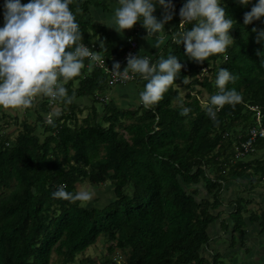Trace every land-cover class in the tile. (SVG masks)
I'll list each match as a JSON object with an SVG mask.
<instances>
[{
    "label": "trees",
    "instance_id": "16d2710c",
    "mask_svg": "<svg viewBox=\"0 0 264 264\" xmlns=\"http://www.w3.org/2000/svg\"><path fill=\"white\" fill-rule=\"evenodd\" d=\"M223 2L226 14L237 21L230 29L233 42L197 63L172 39L178 16L163 54L173 52L183 66L150 106L140 102L125 108L108 100L98 113L95 92L123 84L107 85L109 73L95 66H83L66 82L68 94H74L70 102L55 100L48 108L47 97L40 94L24 109L38 105L52 123L37 110L34 121H19L21 107L11 117V110L0 106V264H49L52 254L55 263L72 264L99 238L108 243V254L98 264H220V252L210 247L209 227L221 217L223 186L238 179L252 186L264 181V138L246 151L242 147L258 125L252 106L264 129V63L257 54L264 43L256 41L253 31L254 26L264 28V17L244 24L243 14L255 0ZM3 4L0 0V25ZM83 7L78 0L70 4L83 42H93L107 59L114 51L119 54L103 28L83 20ZM221 67L235 75L226 87L240 91L242 101L223 105L213 120L206 108L218 90L215 77ZM137 77L133 82L144 80ZM202 91L204 103L198 98ZM82 97L91 105L81 118L84 106L74 99ZM183 107L189 112L183 113ZM120 126L127 136L116 133ZM84 181L93 188L111 184L113 196L99 207L51 195L61 184L76 192V184ZM247 204L237 195L228 202L230 221L221 219L220 225H231L232 240L242 233ZM260 217L264 226V213Z\"/></svg>",
    "mask_w": 264,
    "mask_h": 264
},
{
    "label": "clouds",
    "instance_id": "9594fccd",
    "mask_svg": "<svg viewBox=\"0 0 264 264\" xmlns=\"http://www.w3.org/2000/svg\"><path fill=\"white\" fill-rule=\"evenodd\" d=\"M249 2L239 0L245 5ZM71 3L72 0H4V23L0 25V106L27 107L40 94L70 102L74 94H68L66 82L81 72L85 57L101 59L97 51L83 42ZM117 5L111 17L101 22L122 33L140 21L147 30V38L156 36V46L165 42L168 33L164 31V25L172 14L158 18L154 12L157 5L165 9L174 7L172 0H117ZM179 16L184 23L192 22L191 27L173 31L172 39L182 44L186 55L197 63L214 53L224 52L234 40L230 29L237 21L226 14L223 0H184ZM261 17H264V0H255L250 10L244 12L243 23L249 24ZM253 31L256 41L264 43V28L254 26ZM262 53L264 51L257 50L264 63ZM182 66L180 58L171 51L156 61L138 52L127 57L123 70L119 61H114L111 70L122 79L130 77V70L141 74L145 83L139 99L147 107L162 98ZM235 79L225 67L216 73L218 90L211 94L206 108L213 120L223 105L235 106L242 101L240 91L226 87ZM182 112H189V108L183 107ZM53 114L59 115V110L53 109ZM48 122L52 123L51 117ZM51 195L87 201L92 193L86 189L68 191L61 184Z\"/></svg>",
    "mask_w": 264,
    "mask_h": 264
},
{
    "label": "crops",
    "instance_id": "0c3cea01",
    "mask_svg": "<svg viewBox=\"0 0 264 264\" xmlns=\"http://www.w3.org/2000/svg\"><path fill=\"white\" fill-rule=\"evenodd\" d=\"M81 1L85 4V8L83 7L82 11L78 10L79 12L81 11L83 13V10L85 13L82 14L83 20L85 22H90L91 26L95 27H100L103 28V32L105 33V36L109 39L110 45L115 48V51L112 53V55L115 56H120L122 52L127 48L128 44L131 41H135L137 44V52L141 55H148L153 59V61H156L159 56L164 55L163 54V49L166 44V41L169 38V35L171 31L174 29L176 22L178 21V16H179V9L183 4L182 0H172V3L174 7L165 9L163 6L157 5L154 14L158 18H162L164 15L171 13L172 18L168 21L165 22L164 25V31L168 33L167 39L165 42L159 46H156L155 40L156 36L153 35L151 37L147 38V30L143 27L142 23L140 21H137L132 27L130 28H125L123 32H118L115 28L106 25L105 23L101 22V20H107L108 18L111 17L113 14L114 8L117 5V0H78ZM103 32L101 35H103ZM100 35V34H99ZM97 35V37H99ZM108 63L110 65L112 64V61L110 58L108 59ZM114 63V62H113ZM145 83V80H142L140 82H128L123 85H118L113 87V90L110 92L111 88L108 89L107 92H103L102 94L106 95L108 97V100L112 101L116 105L119 106H135L139 104L141 101L139 99V92L142 90L143 85ZM39 96V95H38ZM110 98V99H109ZM90 104V101H89ZM93 104L95 105V109L97 110L98 113L100 109V104L96 103V101L93 98ZM84 104H80V106H83ZM91 105V104H90ZM10 107H8L9 109ZM255 178V177H254ZM242 180L247 181L246 179H241V180H231L226 183L225 189L222 191L221 195V200L224 202L225 199L228 200V202L237 195L241 198L248 199L247 196L245 195L246 192H249L251 190V184L249 189L244 193L241 194V192L236 191L233 193L231 196L229 190L232 189L241 183ZM249 182V180H248ZM229 185H232L231 187H228ZM226 191V192H225ZM255 193V192H254ZM257 196L252 197L251 201H247L249 205H246L247 212L243 214V220H244V226L242 228V233H238L235 237L234 240L231 239L230 233V241L229 243H226L227 246H234L238 239H239V248L236 249L234 252L236 254V262L238 264H245L246 260L244 261L243 259L240 258V255L244 254L247 257V261L249 262H257L262 259H264V249L260 248L257 249L256 247V242H259L261 244H264V236H262V232H264V226L262 224V218L260 217L261 213H264V194L263 193H255ZM227 196V198H225ZM227 202V203H228ZM228 205V204H227ZM254 205L255 208L253 207ZM229 206V205H228ZM230 207V206H229ZM221 209V208H220ZM231 207L227 211L226 215L228 218L229 212H231ZM257 215V217H256ZM221 219H225V217H220L215 224L211 225L209 227V236L215 237L217 236L218 232L221 230H230L231 231V225L223 229L220 225ZM259 220V224L255 226V222ZM227 223H229L228 220H226ZM258 228V229H257ZM242 236V237H241ZM240 237V238H239ZM212 244L210 247L213 249L216 242H218L220 245H223L226 240L223 239L221 236L218 239H211ZM209 247V248H210ZM252 247L255 249L253 252ZM205 251H207L205 249ZM204 251V252H205ZM233 252V251H231ZM222 256L221 251H220V257ZM253 259V260H251Z\"/></svg>",
    "mask_w": 264,
    "mask_h": 264
},
{
    "label": "rangeland",
    "instance_id": "374dc122",
    "mask_svg": "<svg viewBox=\"0 0 264 264\" xmlns=\"http://www.w3.org/2000/svg\"><path fill=\"white\" fill-rule=\"evenodd\" d=\"M90 25L91 23L88 22ZM197 88H200L197 86ZM113 90V88H111L110 92ZM180 95L183 98L184 94H185V90H183L182 88L179 89ZM194 93V92H193ZM205 91H202L201 94H199L198 98H200L201 103H204L205 101ZM75 104H78L80 106V104H84L82 107L83 113L82 115H80V117L82 118L83 116L86 115V113H88L90 104L87 98H76L74 99ZM175 104V103H174ZM36 109H32L31 111H26L24 110L26 107H21L22 112L21 114H19V121H22L23 119H27L28 122H32L35 120V112H33V110H37V112L39 114L42 115V117L44 118V120L46 121L47 119L49 120V116L47 117V115L41 111V107L38 105L34 106ZM125 108H128V106H124ZM16 108V107H15ZM13 107H10L9 109L11 110L10 113H8V116L14 115L16 113V109ZM20 108V107H18ZM100 112V111H99ZM1 116V113H0ZM0 120H4V119H0ZM12 120L10 119L8 121L9 125H13L12 124ZM0 123H3L2 121H0ZM19 123V122H18ZM125 124H127V122H125ZM10 127V126H9ZM10 128H14V127H10ZM116 133L117 134H121L124 137L127 136V133L125 132V130L123 129L122 126L120 127H116ZM16 130V129H15ZM14 132V129H13ZM14 134V133H13ZM253 156H251L252 158ZM259 159H261V157H259ZM246 160H250V159H246ZM256 178V177H255ZM225 186H223V190L225 189ZM232 185H229L228 187H231ZM250 187V183L248 181L242 180L240 184H238L235 189L234 187L232 189L229 190L231 196L233 195V193H235L236 191L241 192V194L244 192H246ZM86 189L88 191H90L92 193L91 199L87 200V201H82V204H86V205H94V206H99V207H103L104 205H106L110 198L113 196V192H112V185L109 183L106 184H102L97 188H93L91 187L87 181H84L83 183H79L76 184L75 187V191H80ZM251 190H249V192H246V196L248 199H245L247 201H251L252 197H256L257 195L255 193H263L264 194V181H260L258 185L256 186H251L250 188ZM189 192H191V190H189ZM226 192V191H225ZM255 192V193H254ZM207 198H209V196H206ZM225 198H227V196H225ZM228 200L225 199L224 202H222V205L220 206V210L222 211L221 216L225 217L226 220L230 221V219L225 216L227 211L229 210V206L227 205ZM249 205V203H248ZM256 205H254L253 207L255 208ZM214 212V210L212 211ZM259 224V220L255 222V226H257ZM258 229V228H257ZM229 233L230 230H221L218 232L217 236L212 237V239H218L220 236L226 240V242L223 245H220L218 242H216L213 250L214 252H220L222 256L220 257V264H238L236 262V254H235V250L239 248V239L237 241V243L232 247V246H227L226 243H229L230 241V237H229ZM262 236H264V232L261 233ZM242 237V236H241ZM240 238V237H239ZM108 245V243H106L102 238H99L95 244H92L91 246H89L85 252L82 255H78V257L75 259L74 263L72 264H98L99 260L102 259L104 256H107L108 252L106 250V246ZM256 247L257 249L263 248L264 249V244H261L259 242H256ZM253 252L255 251V249L252 247ZM233 251V252H231ZM54 254L51 255V260L49 264H57L54 262ZM118 255V251L116 253H114V256ZM240 258L243 259L244 261L246 260L245 264H264V259L257 261V262H249L247 261V257L243 254L240 255ZM117 259H119L117 257ZM253 260V259H251ZM89 261H93V263H89Z\"/></svg>",
    "mask_w": 264,
    "mask_h": 264
},
{
    "label": "built area",
    "instance_id": "2783aa9c",
    "mask_svg": "<svg viewBox=\"0 0 264 264\" xmlns=\"http://www.w3.org/2000/svg\"><path fill=\"white\" fill-rule=\"evenodd\" d=\"M184 2V0H182ZM182 18H180L177 27H178V31L182 30L183 28H185V23L183 21H181ZM87 44L89 47H91L93 49V51H97L98 55L101 57L100 60H92L89 57H85L84 60L87 61L86 63H84V66L87 67H91V66H95L97 68L102 69L104 72L109 73V79H108V84L107 85H112L113 83L115 84H125L127 82H133L135 79H137L139 73H131L130 70V77L128 79H122L119 76H115L111 70L113 62L114 61H119L120 62V68L121 70H123V68L126 66L127 64V57L130 54H137V44L135 41H131L127 48L122 52V54H120V56H115V55H110V60L112 61V64L110 65V63H108L109 65H106V60L108 61L107 57L103 54H101V52L98 50V47L93 43H85ZM153 61V59H151ZM47 97V101H46V105L49 108L54 102L55 99H52L48 96ZM94 100L96 101V103L103 105L104 102L108 101V97L104 94H101V92L97 91L94 94ZM251 110H255V121L258 123V125L254 128H251L248 132V137L245 141V143L242 144V147L244 149V151L248 150L251 145L252 142L257 139V138H264V129L262 126H260V118H261V114L258 110H256L255 106H252L250 108ZM48 117V115H47ZM48 122V119L45 121ZM240 153H236V156H239Z\"/></svg>",
    "mask_w": 264,
    "mask_h": 264
}]
</instances>
